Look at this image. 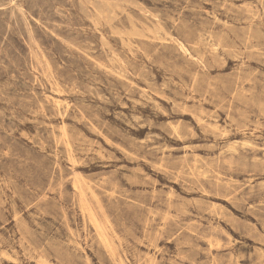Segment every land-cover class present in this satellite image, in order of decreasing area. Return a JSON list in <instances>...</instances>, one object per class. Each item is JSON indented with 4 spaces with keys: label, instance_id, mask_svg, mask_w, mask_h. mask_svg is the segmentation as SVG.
<instances>
[{
    "label": "rangeland",
    "instance_id": "obj_1",
    "mask_svg": "<svg viewBox=\"0 0 264 264\" xmlns=\"http://www.w3.org/2000/svg\"><path fill=\"white\" fill-rule=\"evenodd\" d=\"M0 264H264V0H0Z\"/></svg>",
    "mask_w": 264,
    "mask_h": 264
}]
</instances>
